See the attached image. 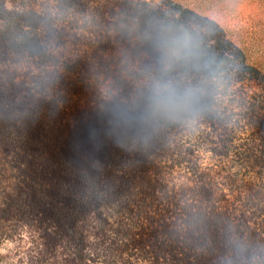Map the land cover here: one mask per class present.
<instances>
[{"label":"trees","instance_id":"obj_1","mask_svg":"<svg viewBox=\"0 0 264 264\" xmlns=\"http://www.w3.org/2000/svg\"><path fill=\"white\" fill-rule=\"evenodd\" d=\"M106 1L0 0V264H264V0Z\"/></svg>","mask_w":264,"mask_h":264},{"label":"rangeland","instance_id":"obj_2","mask_svg":"<svg viewBox=\"0 0 264 264\" xmlns=\"http://www.w3.org/2000/svg\"><path fill=\"white\" fill-rule=\"evenodd\" d=\"M85 9V20L86 24L97 25L101 30V32L105 33V30L108 29L110 23L113 21V11L111 10V5L107 4L106 0H89ZM91 16H94L91 19ZM115 17V16H114ZM50 97H52V89L49 91ZM2 148L0 147V257H5L8 255L9 249L11 247L6 243V233L8 221L6 219V212L3 210V206H6V202L8 201L7 193L12 189V184L14 178L11 176V173L7 171L6 161L7 159L2 155ZM16 219V218H15ZM14 225H16L17 230H21L20 221H12ZM14 244V243H13ZM19 246L25 248L27 246L26 241H22Z\"/></svg>","mask_w":264,"mask_h":264}]
</instances>
